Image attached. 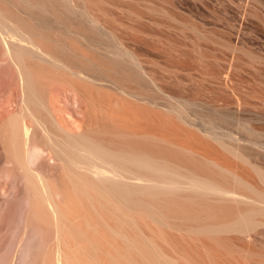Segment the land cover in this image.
I'll return each mask as SVG.
<instances>
[{"label":"rangeland","instance_id":"1","mask_svg":"<svg viewBox=\"0 0 264 264\" xmlns=\"http://www.w3.org/2000/svg\"><path fill=\"white\" fill-rule=\"evenodd\" d=\"M67 1L66 18L73 19H66V58L93 62L105 73L111 69L115 80L81 85L67 72L66 113L79 117L83 131L109 148L143 147L184 173L257 198L262 211L250 216L262 224L243 232L240 220L236 223L252 210V200H193L185 192L135 195L139 206L113 205L102 193L76 191L66 175V264H264V0ZM94 35L102 49L90 45L88 36ZM127 52L141 66L132 69L130 60V73L123 69L129 57L118 54ZM103 56L122 63L112 69L100 60ZM76 90L87 99L80 104L84 117L75 113ZM141 128L147 131L144 146L138 135L131 137ZM10 207L0 218L9 217L2 220L3 242L20 225L13 203ZM6 228L15 232L7 235Z\"/></svg>","mask_w":264,"mask_h":264},{"label":"bare ground","instance_id":"2","mask_svg":"<svg viewBox=\"0 0 264 264\" xmlns=\"http://www.w3.org/2000/svg\"><path fill=\"white\" fill-rule=\"evenodd\" d=\"M51 1L0 0V218L4 209L7 214V210L13 203L14 207L17 205V208H13L17 210L16 224H20L19 227L13 228L16 232L18 228L20 229L17 233L11 230V227L10 230L15 232H13L14 236L11 235L12 232L9 234L6 228L5 232L12 237L7 236L10 239L7 238L9 240L5 242L3 236L4 242L0 241V264H66V227L68 226L66 221L70 220L67 218L70 215L67 207L70 202L66 198V175L72 188L77 189L76 191L88 194L86 191L91 189L100 197L102 193L106 196L107 204L112 203L113 205L138 204L137 200H133L135 195L147 194L148 197L150 195L153 198V196L185 192H188L193 200L197 197L210 200L231 198L245 203L248 199L250 202L252 199L250 200L248 195H245L248 198H244V194L242 196L239 192L219 185L209 178L186 171L184 173L176 169L177 167L152 157L143 147L137 151L136 148L135 151L133 149L127 151L121 147L112 149L94 137L92 138L85 130L83 131L79 117L73 119L68 114L69 112L66 113V91L68 92L66 73H69L68 76L72 75L73 79L76 77V81L85 82L91 86L95 84L100 86L103 82L104 84L101 85L104 86L105 81L113 82L112 79L115 80V77L111 69L105 73L93 62L87 63L79 59L76 61L74 53L70 55H73L72 57L68 55L66 58V31L70 29H66V19H73L70 16L71 13H69L70 18H66V9H71L68 5L66 6V0L56 1V3L59 2L58 6ZM74 14L75 12L72 15ZM85 14L84 16L80 14V16L84 19ZM84 21L86 22V19ZM90 21L89 18L87 22L90 23ZM83 23L81 22L83 27L90 26ZM94 26L93 22V29ZM86 28L79 29L85 33ZM77 31L80 32L78 29ZM95 36L97 35L92 38L88 36L89 43L94 47H99L101 40ZM118 54L119 56L125 54L129 57V61L131 60L130 55L132 54L129 55L128 52ZM100 60L109 64L111 68L113 67L112 69L122 63L119 59L117 61L107 56H103ZM131 61H133L132 69H135L134 65L137 66L139 62L134 59ZM131 61L123 69L130 70ZM140 74L136 75L142 78ZM133 77L132 75L131 80ZM137 80L138 84L143 81ZM78 82L77 84L80 85ZM70 86L74 87V83ZM82 88L77 89L84 93L85 89ZM73 89L70 90L74 91ZM77 91L79 90H76L74 95L81 96V91L79 94ZM127 93L132 94L131 91ZM133 93L138 94L136 91ZM80 96L73 98L75 109L77 107L75 113L81 117V109L84 105L81 108L80 104L83 101L86 102L87 99L85 100L84 95L81 96L84 100H81ZM141 98L147 101L144 95ZM67 116L72 118L69 119ZM141 130L142 132L137 130L139 134L134 131L135 133L131 135V137L138 135L137 138L141 140L140 144L147 140V131L143 128ZM141 145L144 146L143 143ZM101 200L98 199V201ZM258 203L260 204L259 200L253 198V207L251 206L253 211L249 210L250 213L236 220V223L239 220L243 223L242 226L241 223H239L240 226L238 225L243 232L254 229L257 224H262L259 223L261 222L258 221L259 219L255 220L253 216H250L253 212L256 214L262 209ZM8 204L9 208L6 209ZM6 214H3L4 218ZM3 216L0 220L1 235L4 234L2 230L5 228L2 221ZM7 219L9 220V217ZM11 221L14 220L11 219ZM28 222L31 224L33 222L36 227L30 226ZM36 224H39V227ZM233 224H231L232 227H234ZM108 226H110L109 223ZM28 227H33L35 230L37 228L38 231L30 228L33 231L29 234ZM38 228L41 230L39 231ZM112 228L110 230L116 234L120 233ZM42 230L49 233L46 234Z\"/></svg>","mask_w":264,"mask_h":264}]
</instances>
